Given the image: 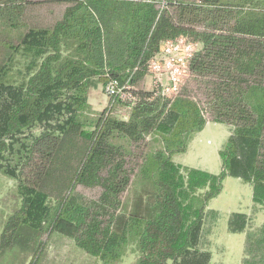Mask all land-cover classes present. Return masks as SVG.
Wrapping results in <instances>:
<instances>
[{
    "label": "trees",
    "instance_id": "obj_1",
    "mask_svg": "<svg viewBox=\"0 0 264 264\" xmlns=\"http://www.w3.org/2000/svg\"><path fill=\"white\" fill-rule=\"evenodd\" d=\"M180 37L196 49L167 99L143 84ZM109 83L123 97L96 113L88 92ZM0 96V172L19 203L0 264H37L53 233L102 264H209L224 178L264 207V0H0ZM206 123L230 128L218 175L172 160ZM249 224L231 221L241 264H264V223Z\"/></svg>",
    "mask_w": 264,
    "mask_h": 264
},
{
    "label": "rangeland",
    "instance_id": "obj_2",
    "mask_svg": "<svg viewBox=\"0 0 264 264\" xmlns=\"http://www.w3.org/2000/svg\"><path fill=\"white\" fill-rule=\"evenodd\" d=\"M143 85L146 90L151 89L149 74L146 75ZM88 93V101L94 112H101L108 106V96L104 92V87L98 85ZM2 104L0 96V111ZM229 137V127L209 123L203 131L195 135L186 152L175 155L172 160L181 166L218 175L221 172L219 151ZM239 156L242 158L241 152ZM13 187V181L0 172V228L1 222L19 205L13 194ZM94 195L93 192L92 196ZM251 197L252 190L249 183L229 176L222 181L220 194L208 205V210L217 214L211 236L205 237V241L208 240L210 244L207 248L210 255L209 264H241L244 233L231 230L232 218L236 214H244L250 218L249 226L254 229L264 223V207H255L254 210ZM45 240L44 253L37 264H102L99 260L83 253L71 240L60 234L53 233ZM134 261L135 255L127 253L119 264H133Z\"/></svg>",
    "mask_w": 264,
    "mask_h": 264
},
{
    "label": "built area",
    "instance_id": "obj_3",
    "mask_svg": "<svg viewBox=\"0 0 264 264\" xmlns=\"http://www.w3.org/2000/svg\"><path fill=\"white\" fill-rule=\"evenodd\" d=\"M195 49L196 45L184 37L166 42L161 53L148 65L152 88L163 97L173 99L186 78L187 62ZM124 89L109 83L104 87V92L108 97H123Z\"/></svg>",
    "mask_w": 264,
    "mask_h": 264
},
{
    "label": "crops",
    "instance_id": "obj_4",
    "mask_svg": "<svg viewBox=\"0 0 264 264\" xmlns=\"http://www.w3.org/2000/svg\"><path fill=\"white\" fill-rule=\"evenodd\" d=\"M88 97H89V93H88ZM89 99V98H88ZM209 125V123H206V125L204 126L203 130ZM202 130V131H203Z\"/></svg>",
    "mask_w": 264,
    "mask_h": 264
}]
</instances>
